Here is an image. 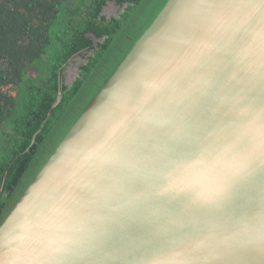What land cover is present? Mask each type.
<instances>
[{"label":"water","instance_id":"water-1","mask_svg":"<svg viewBox=\"0 0 264 264\" xmlns=\"http://www.w3.org/2000/svg\"><path fill=\"white\" fill-rule=\"evenodd\" d=\"M0 264H264V0H168L0 224Z\"/></svg>","mask_w":264,"mask_h":264},{"label":"trees","instance_id":"trees-1","mask_svg":"<svg viewBox=\"0 0 264 264\" xmlns=\"http://www.w3.org/2000/svg\"><path fill=\"white\" fill-rule=\"evenodd\" d=\"M167 1L0 0V224Z\"/></svg>","mask_w":264,"mask_h":264},{"label":"rangeland","instance_id":"rangeland-1","mask_svg":"<svg viewBox=\"0 0 264 264\" xmlns=\"http://www.w3.org/2000/svg\"><path fill=\"white\" fill-rule=\"evenodd\" d=\"M121 11V7L111 1L105 8L104 13L107 16H112V15H117L119 12ZM85 61V57L82 55H76L71 62L69 63V65L66 68V82L68 84H71L75 78L77 77V75L79 74L80 71V65ZM34 73V72H33Z\"/></svg>","mask_w":264,"mask_h":264}]
</instances>
